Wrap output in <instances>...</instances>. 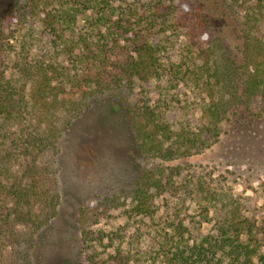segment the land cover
<instances>
[{
  "label": "trees",
  "instance_id": "1",
  "mask_svg": "<svg viewBox=\"0 0 264 264\" xmlns=\"http://www.w3.org/2000/svg\"><path fill=\"white\" fill-rule=\"evenodd\" d=\"M227 1L246 14L240 47L189 0H23L10 16L24 33L0 18V264H39L65 134L107 100L126 108L139 172L99 204L152 221L153 247L136 259L131 241L86 225L85 206L78 264L115 240L110 264H264V201L240 204L174 163L212 147L232 116L264 111V0Z\"/></svg>",
  "mask_w": 264,
  "mask_h": 264
},
{
  "label": "rangeland",
  "instance_id": "2",
  "mask_svg": "<svg viewBox=\"0 0 264 264\" xmlns=\"http://www.w3.org/2000/svg\"><path fill=\"white\" fill-rule=\"evenodd\" d=\"M19 1L23 2L0 0V18L9 17L12 28L20 25L21 33H24L27 29L24 22L13 25L15 21L10 16ZM189 1L205 6L211 15L219 18L222 32L229 38L234 36L229 44L241 46L240 23L246 14L239 6L232 11L227 0ZM256 2L251 1V5ZM251 13L249 17L255 16ZM261 25L264 32V23ZM236 28L237 32H234ZM175 34L177 41L187 40L182 30ZM134 153L128 113L123 105L107 100L100 106L86 109L72 121L59 155L61 205L58 215L44 231L39 264H78L81 242L79 244L76 220L85 206H88L86 225L131 241L136 259H141L142 251L152 249V238L148 234L153 231L152 221L129 218L128 206L99 204L102 198L120 195L134 183L139 172ZM174 163L187 164L190 170L205 175L213 187L223 188L240 204L250 206L255 202L260 205L264 201V111L253 110L232 116L223 123L222 134L212 147ZM209 228L206 224L203 229ZM114 243L115 246L109 243L102 247L97 245L94 252L89 251L94 254V264L111 263L118 240Z\"/></svg>",
  "mask_w": 264,
  "mask_h": 264
}]
</instances>
